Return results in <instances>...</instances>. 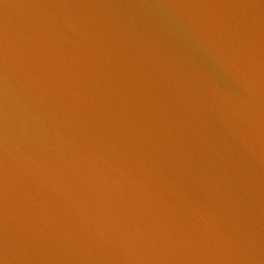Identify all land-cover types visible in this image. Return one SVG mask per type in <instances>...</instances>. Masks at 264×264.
Returning <instances> with one entry per match:
<instances>
[{
	"label": "water",
	"instance_id": "1",
	"mask_svg": "<svg viewBox=\"0 0 264 264\" xmlns=\"http://www.w3.org/2000/svg\"><path fill=\"white\" fill-rule=\"evenodd\" d=\"M0 264H264V0H0Z\"/></svg>",
	"mask_w": 264,
	"mask_h": 264
}]
</instances>
